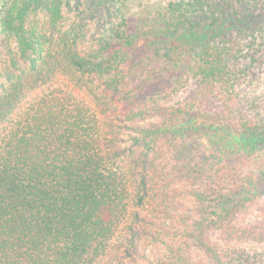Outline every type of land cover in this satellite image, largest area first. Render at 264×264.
<instances>
[{
	"label": "trees",
	"instance_id": "trees-1",
	"mask_svg": "<svg viewBox=\"0 0 264 264\" xmlns=\"http://www.w3.org/2000/svg\"><path fill=\"white\" fill-rule=\"evenodd\" d=\"M261 152L264 0H0V264H264Z\"/></svg>",
	"mask_w": 264,
	"mask_h": 264
},
{
	"label": "rangeland",
	"instance_id": "rangeland-1",
	"mask_svg": "<svg viewBox=\"0 0 264 264\" xmlns=\"http://www.w3.org/2000/svg\"><path fill=\"white\" fill-rule=\"evenodd\" d=\"M170 0H130L131 8L134 11H140L143 8H151L152 6L164 5ZM191 91H180L177 94L173 95L170 102L178 101L188 96ZM260 170L264 166V152H261L255 161L251 164V168ZM260 202L256 205H252L249 208L253 209L254 216L259 215V217H264V197L260 198Z\"/></svg>",
	"mask_w": 264,
	"mask_h": 264
}]
</instances>
